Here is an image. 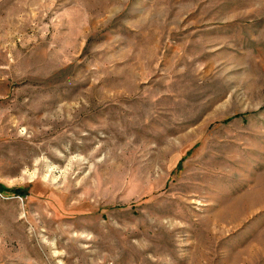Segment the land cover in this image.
<instances>
[{
	"label": "rangeland",
	"instance_id": "obj_1",
	"mask_svg": "<svg viewBox=\"0 0 264 264\" xmlns=\"http://www.w3.org/2000/svg\"><path fill=\"white\" fill-rule=\"evenodd\" d=\"M0 264H264V0H0Z\"/></svg>",
	"mask_w": 264,
	"mask_h": 264
},
{
	"label": "bare ground",
	"instance_id": "obj_2",
	"mask_svg": "<svg viewBox=\"0 0 264 264\" xmlns=\"http://www.w3.org/2000/svg\"><path fill=\"white\" fill-rule=\"evenodd\" d=\"M78 239H79V238H78ZM78 239H77V240H78Z\"/></svg>",
	"mask_w": 264,
	"mask_h": 264
}]
</instances>
